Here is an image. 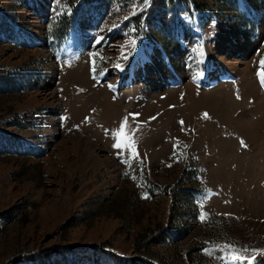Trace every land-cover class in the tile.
Instances as JSON below:
<instances>
[{
    "label": "rangeland",
    "instance_id": "obj_1",
    "mask_svg": "<svg viewBox=\"0 0 264 264\" xmlns=\"http://www.w3.org/2000/svg\"><path fill=\"white\" fill-rule=\"evenodd\" d=\"M262 76L264 0H0V264H264Z\"/></svg>",
    "mask_w": 264,
    "mask_h": 264
},
{
    "label": "bare ground",
    "instance_id": "obj_2",
    "mask_svg": "<svg viewBox=\"0 0 264 264\" xmlns=\"http://www.w3.org/2000/svg\"><path fill=\"white\" fill-rule=\"evenodd\" d=\"M212 35V50L215 53L220 54V59L226 65H228L229 62L233 61L232 57H235L233 63H235L236 65L240 58L237 55L241 54V48L238 41H236L235 35L233 33H230L229 31H224L221 24H219L218 22H215L214 24ZM209 53L210 55H212L211 51Z\"/></svg>",
    "mask_w": 264,
    "mask_h": 264
},
{
    "label": "snow or ice",
    "instance_id": "obj_3",
    "mask_svg": "<svg viewBox=\"0 0 264 264\" xmlns=\"http://www.w3.org/2000/svg\"><path fill=\"white\" fill-rule=\"evenodd\" d=\"M262 79H264V76H262ZM133 115L135 116V115H137V114H133ZM205 115H207V114H205ZM127 120H128V118L125 117V118H124V121L122 122V125H121L120 130H118V131L115 133V135L117 136L118 139H117V142L113 145V147L116 148V149H120V148H122V147L125 146V145H122V143H121L120 140H119V137L123 134L124 127H125V125L127 124ZM181 123H183V122H181Z\"/></svg>",
    "mask_w": 264,
    "mask_h": 264
},
{
    "label": "trees",
    "instance_id": "obj_4",
    "mask_svg": "<svg viewBox=\"0 0 264 264\" xmlns=\"http://www.w3.org/2000/svg\"><path fill=\"white\" fill-rule=\"evenodd\" d=\"M75 1H77V0H75ZM194 4H195L196 6H198L199 8H201V9L205 8L204 5L199 4L197 1H194ZM140 245H142V246L140 247V246L137 245V249H139L140 251L144 250V249H143V243H141Z\"/></svg>",
    "mask_w": 264,
    "mask_h": 264
}]
</instances>
